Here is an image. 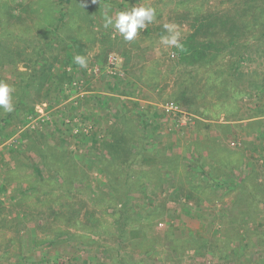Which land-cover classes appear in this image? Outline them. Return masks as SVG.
<instances>
[{"label": "rangeland", "instance_id": "obj_1", "mask_svg": "<svg viewBox=\"0 0 264 264\" xmlns=\"http://www.w3.org/2000/svg\"><path fill=\"white\" fill-rule=\"evenodd\" d=\"M50 1L0 0V264H264V0H71L60 29Z\"/></svg>", "mask_w": 264, "mask_h": 264}, {"label": "clouds", "instance_id": "obj_2", "mask_svg": "<svg viewBox=\"0 0 264 264\" xmlns=\"http://www.w3.org/2000/svg\"><path fill=\"white\" fill-rule=\"evenodd\" d=\"M93 2H97V0H93ZM155 15V9L151 7L133 5L126 10L116 12L114 18L105 16L104 27L106 29L111 27L124 40L132 41L137 36L138 29H144L148 23L153 22ZM164 29L166 34L160 37V43L168 47L182 49L183 45L179 41L180 33L177 30V26L175 24H165ZM74 62L81 68H87V61L83 56L76 55ZM13 91V87L0 81V109L5 113H10L14 110L11 96Z\"/></svg>", "mask_w": 264, "mask_h": 264}, {"label": "trees", "instance_id": "obj_3", "mask_svg": "<svg viewBox=\"0 0 264 264\" xmlns=\"http://www.w3.org/2000/svg\"><path fill=\"white\" fill-rule=\"evenodd\" d=\"M62 2V3H61ZM59 5H55L52 1L49 2V6L51 9H54L55 7H59V10L57 11V16L52 19L53 26L60 27L66 23V20L68 18V14H70V4L71 0H61ZM65 2V4L63 3ZM217 24H211L208 28L213 29L217 27ZM235 26H233L232 30ZM196 28V29H195ZM219 28L221 30L229 28L228 24L225 21H220ZM194 32H192L185 40L181 42L183 45L182 49H177L179 58L186 63L194 64V63H203L208 62L209 58V50H211V41H201L198 39V34L200 31V26L194 27ZM27 87V86H26ZM25 87V88H26ZM261 125V122L255 123ZM116 150H114L115 153ZM125 217V216H124ZM130 216H126L125 219L122 221V227L127 228L129 226V219ZM207 241H200L199 245L201 248H204L206 246Z\"/></svg>", "mask_w": 264, "mask_h": 264}, {"label": "built area", "instance_id": "obj_4", "mask_svg": "<svg viewBox=\"0 0 264 264\" xmlns=\"http://www.w3.org/2000/svg\"><path fill=\"white\" fill-rule=\"evenodd\" d=\"M168 111H178V107L174 105L173 103H170L167 108Z\"/></svg>", "mask_w": 264, "mask_h": 264}]
</instances>
